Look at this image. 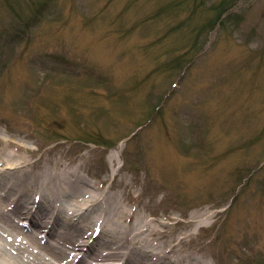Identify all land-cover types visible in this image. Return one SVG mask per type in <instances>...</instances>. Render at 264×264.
<instances>
[{
  "label": "rangeland",
  "instance_id": "374dc122",
  "mask_svg": "<svg viewBox=\"0 0 264 264\" xmlns=\"http://www.w3.org/2000/svg\"><path fill=\"white\" fill-rule=\"evenodd\" d=\"M0 138V165L181 235L212 215L186 250L264 264V0H0Z\"/></svg>",
  "mask_w": 264,
  "mask_h": 264
},
{
  "label": "bare ground",
  "instance_id": "6f19581e",
  "mask_svg": "<svg viewBox=\"0 0 264 264\" xmlns=\"http://www.w3.org/2000/svg\"><path fill=\"white\" fill-rule=\"evenodd\" d=\"M15 158L10 154L0 165V264H214L211 256L184 248L194 231L211 222L212 215L203 213L199 220L186 221L187 231L177 234L166 230L163 221L135 215L122 197L104 195L97 185L74 180L66 171L31 175L23 162H13ZM37 180L38 188L34 187ZM30 189L34 194L28 193ZM36 201L46 206L33 215ZM14 217L43 223L39 233L49 227V241L25 235L12 224ZM172 220L181 223L173 216ZM157 233L161 234L158 239L154 238ZM25 241L30 246H24ZM84 253L89 254L86 260Z\"/></svg>",
  "mask_w": 264,
  "mask_h": 264
},
{
  "label": "trees",
  "instance_id": "16d2710c",
  "mask_svg": "<svg viewBox=\"0 0 264 264\" xmlns=\"http://www.w3.org/2000/svg\"><path fill=\"white\" fill-rule=\"evenodd\" d=\"M223 14H224V12H219V13L217 14V17H216L214 20L210 21V24H214V22H215V24H217V23L219 22V20H221ZM98 142H99V141H98ZM99 143H100V142H99Z\"/></svg>",
  "mask_w": 264,
  "mask_h": 264
}]
</instances>
